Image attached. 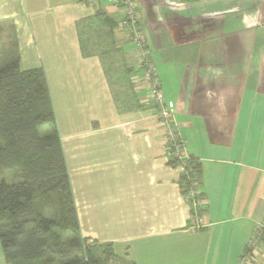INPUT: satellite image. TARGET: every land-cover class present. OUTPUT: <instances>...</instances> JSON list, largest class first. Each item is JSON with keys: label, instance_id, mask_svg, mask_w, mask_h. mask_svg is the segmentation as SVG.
<instances>
[{"label": "crops", "instance_id": "obj_1", "mask_svg": "<svg viewBox=\"0 0 264 264\" xmlns=\"http://www.w3.org/2000/svg\"><path fill=\"white\" fill-rule=\"evenodd\" d=\"M122 1L0 0L21 71L46 73L81 237L98 255L112 247L107 264H238L264 225V12L192 20L264 0H135L165 104L201 164L197 231ZM252 264H264V237Z\"/></svg>", "mask_w": 264, "mask_h": 264}, {"label": "trees", "instance_id": "obj_2", "mask_svg": "<svg viewBox=\"0 0 264 264\" xmlns=\"http://www.w3.org/2000/svg\"><path fill=\"white\" fill-rule=\"evenodd\" d=\"M139 22L136 31L144 36ZM3 29L10 32L7 47ZM0 46L6 64L0 69V173L17 170L19 179L12 185L0 182V242L7 263L107 264L117 259L111 246L98 255L95 245L81 237L45 71H21L12 28L1 24ZM43 126L49 128L45 136ZM188 161V175L180 178L185 194L193 182L199 185L201 173L197 159ZM263 237L264 229L259 243Z\"/></svg>", "mask_w": 264, "mask_h": 264}, {"label": "built area", "instance_id": "obj_3", "mask_svg": "<svg viewBox=\"0 0 264 264\" xmlns=\"http://www.w3.org/2000/svg\"><path fill=\"white\" fill-rule=\"evenodd\" d=\"M125 20L123 27L133 31V45L139 54L140 67L143 71L142 81L147 89L150 101L157 108L160 123L165 127V141L173 159L178 160L181 176H187V164L190 156L187 154L185 141L180 135L179 125L174 118L172 110L165 104L161 81L159 79L156 67L152 60L151 51L142 34L136 31L139 20L137 5L133 0L124 2ZM186 199L190 203L196 216L192 218V229L197 231L204 228V221L199 216L205 206L201 191L197 183L193 182L186 193ZM264 225L259 226L256 236L248 244L247 252L241 257L238 264H252L253 259L258 252L259 238L263 233Z\"/></svg>", "mask_w": 264, "mask_h": 264}, {"label": "rangeland", "instance_id": "obj_4", "mask_svg": "<svg viewBox=\"0 0 264 264\" xmlns=\"http://www.w3.org/2000/svg\"><path fill=\"white\" fill-rule=\"evenodd\" d=\"M250 10H243L242 7H234V6H231L229 8H226L224 9V12H217V11H213V12H209V11H206L205 14H203L202 16H196L195 19H193L192 21L194 20H202V18L204 19H213L214 17H219V16H222L223 13H232V12H235V11H238L239 13L242 12V15H247V14H259V15H262L263 12H264V4H260V5H257V6H252V7H249ZM253 10V11H252ZM222 13V14H221ZM261 17V16H260ZM259 17V19H260ZM193 18V17H192ZM199 18V19H198ZM3 36V40H2V43L7 47L10 45H7V42L9 41H6L5 38H9L10 37V32L7 30V29H3V32H2V35ZM9 40V39H8ZM260 41V40H259ZM6 49V48H5ZM2 46H0V69L4 68L6 66V64L4 63L5 62V58L3 55H5V51L4 53H2ZM49 133V128L47 126H43L41 127L40 129V134L43 136L47 135ZM17 170H13V171H9V172H6V173H3L1 174L0 173V182H6L7 184L9 185H12V184H16L19 182V179H18V176H17ZM89 244H91L92 242L90 241H87ZM119 260V259H117ZM113 261V264H120V261ZM28 264H44L43 261H36V262H31V263H28Z\"/></svg>", "mask_w": 264, "mask_h": 264}]
</instances>
